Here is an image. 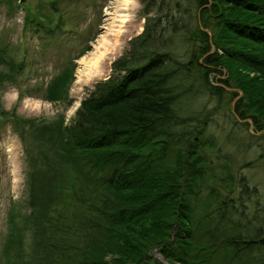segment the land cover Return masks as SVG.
<instances>
[{
  "label": "trees",
  "instance_id": "1",
  "mask_svg": "<svg viewBox=\"0 0 264 264\" xmlns=\"http://www.w3.org/2000/svg\"><path fill=\"white\" fill-rule=\"evenodd\" d=\"M25 1V23L53 39L65 11H81ZM140 2L141 31L69 123L10 115L28 201L7 213L0 264H264L258 188L211 155L209 130L228 104L264 143V0ZM15 49L0 43V85L24 63ZM73 66L51 74L42 98L64 100ZM240 166L264 167V146Z\"/></svg>",
  "mask_w": 264,
  "mask_h": 264
},
{
  "label": "rangeland",
  "instance_id": "2",
  "mask_svg": "<svg viewBox=\"0 0 264 264\" xmlns=\"http://www.w3.org/2000/svg\"><path fill=\"white\" fill-rule=\"evenodd\" d=\"M18 1L13 0V5L10 6L5 0H0V43L7 42L16 48L18 60L25 57L15 80L0 85V111H9L8 119L0 117V262L3 260L2 250L8 230L7 213L22 211L28 201L25 155L20 138L12 128L14 122L10 115L49 119L60 114L69 123L80 100L89 93L96 81L108 76L111 61L122 54L128 40L141 31L144 20L141 2L136 0V10L131 16L134 29L126 35L120 48L108 60L104 73L88 82H81L76 81L77 60L91 50L94 40L103 33L107 23L111 22L113 14L108 12L113 11L115 0H57L56 4L62 9L74 7L81 11H77L78 18L70 15L69 10L65 11L68 18L58 31L60 35L56 39L25 23V8ZM49 1L29 0L34 8L39 9L41 4V11H45ZM68 58L74 66L64 100L49 101L42 98L43 87L51 74L61 68ZM205 105L207 110H211L216 103L209 101ZM211 115L209 130L215 135L217 143V152L211 155L215 157L217 153H221V158L225 157L228 161L229 158L233 159L231 163L235 165L236 173L239 166L240 172L250 179V185L257 186L260 193L257 202L264 204V167L240 166L245 160L254 159L264 143L255 137L258 133L252 136L250 127L235 120L228 104L225 108L222 106L219 110L216 109Z\"/></svg>",
  "mask_w": 264,
  "mask_h": 264
},
{
  "label": "bare ground",
  "instance_id": "3",
  "mask_svg": "<svg viewBox=\"0 0 264 264\" xmlns=\"http://www.w3.org/2000/svg\"><path fill=\"white\" fill-rule=\"evenodd\" d=\"M136 6V0H115L113 11L108 12L113 14L111 22L94 40L91 50L77 60L76 81L88 82L104 73L108 60L120 48L126 35L134 29L131 16Z\"/></svg>",
  "mask_w": 264,
  "mask_h": 264
}]
</instances>
